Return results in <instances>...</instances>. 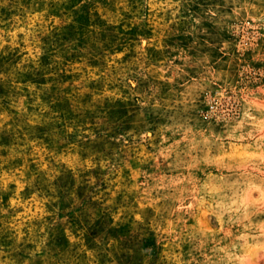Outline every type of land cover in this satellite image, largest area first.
Wrapping results in <instances>:
<instances>
[{
  "label": "rangeland",
  "instance_id": "obj_1",
  "mask_svg": "<svg viewBox=\"0 0 264 264\" xmlns=\"http://www.w3.org/2000/svg\"><path fill=\"white\" fill-rule=\"evenodd\" d=\"M0 264H264V0H0Z\"/></svg>",
  "mask_w": 264,
  "mask_h": 264
}]
</instances>
